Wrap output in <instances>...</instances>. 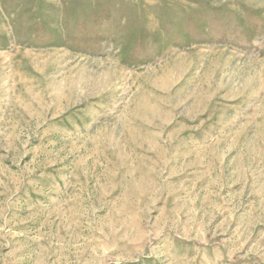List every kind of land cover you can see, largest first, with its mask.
Instances as JSON below:
<instances>
[{
	"label": "rangeland",
	"instance_id": "1",
	"mask_svg": "<svg viewBox=\"0 0 264 264\" xmlns=\"http://www.w3.org/2000/svg\"><path fill=\"white\" fill-rule=\"evenodd\" d=\"M0 264H264V0H0Z\"/></svg>",
	"mask_w": 264,
	"mask_h": 264
}]
</instances>
